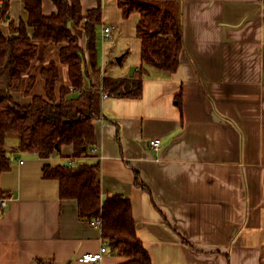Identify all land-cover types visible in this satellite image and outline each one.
<instances>
[{"label":"crops","instance_id":"crops-1","mask_svg":"<svg viewBox=\"0 0 264 264\" xmlns=\"http://www.w3.org/2000/svg\"><path fill=\"white\" fill-rule=\"evenodd\" d=\"M171 1L183 13L178 71L151 69L139 99L103 97L98 147L82 162H101L104 198L131 200L153 264H264V0ZM9 2L18 25L23 0ZM99 2L98 48L104 28L114 27L109 49L132 71L106 75L107 47L103 61L98 55L103 76L130 79L142 65L140 14L124 19L118 0H82L84 14ZM43 10L49 16L57 9L43 0ZM73 154L64 146L50 159L11 156L1 176L10 197L0 216V264H85L80 257L107 246L101 227L79 218L78 202L61 199L59 182L44 178L45 165L64 164ZM135 171L147 190L135 184ZM126 261L109 250L88 264Z\"/></svg>","mask_w":264,"mask_h":264},{"label":"trees","instance_id":"trees-1","mask_svg":"<svg viewBox=\"0 0 264 264\" xmlns=\"http://www.w3.org/2000/svg\"><path fill=\"white\" fill-rule=\"evenodd\" d=\"M51 1L57 10L47 16L43 0H23L26 17L18 25L10 15L9 0L0 2V216L2 201L10 197L1 187V176L10 171L13 161L6 149L10 138H17L18 153L42 159L60 156L62 147L72 146L74 154L66 159L69 166L47 164L44 178L59 182L61 199L78 202L81 220L101 221L107 249L127 259L122 264H153L137 235L131 200L123 195L104 198L101 162L82 160L90 159L97 150L95 121L102 117L104 94L139 99L151 69L178 71L185 48L181 7L171 0H118L124 19L140 14L136 35L142 41V65L128 79L103 76L99 66L97 28L103 22L102 3L84 14L82 0ZM3 25L8 26L10 36L3 34ZM40 42L61 44L58 62L31 75L24 84L39 56ZM63 67L67 68L66 83H61ZM39 78L44 86L36 94ZM19 94L30 101L21 103ZM176 102L183 111L182 94ZM118 139L120 143L119 132ZM135 184L147 190L138 171Z\"/></svg>","mask_w":264,"mask_h":264},{"label":"rangeland","instance_id":"rangeland-1","mask_svg":"<svg viewBox=\"0 0 264 264\" xmlns=\"http://www.w3.org/2000/svg\"><path fill=\"white\" fill-rule=\"evenodd\" d=\"M52 3L51 0H48ZM23 16L26 17V14L24 12L23 9ZM7 36H10L9 30L7 28ZM98 31V35H99V29H97ZM4 34V33H3ZM5 35V34H4ZM104 38V37H103ZM102 38V41L100 42V46L98 48V55L101 56V59L103 61V57L102 55H104V48L106 49L108 47V49L105 52V61H107L110 57L111 61L108 60V64L107 66L103 69L104 73H106V75L111 76V75H115V76H131L132 71L129 70V61L125 62L123 65L119 64L117 61V57L114 56L113 50H110L109 48L111 47V42L114 40L113 38ZM83 43V42H82ZM40 51H39V56L36 58V61L33 63L31 70L29 71V73L25 76L24 78V84H27L29 82V78L31 77V75H39V72L43 69L48 67L53 61L58 62L59 59V51L61 49V44H55V43H43L40 42ZM107 53V56H106ZM120 57V56H119ZM62 67V65H61ZM154 70V69H152ZM67 71L66 67H63V80L61 81V83H66V78H65V73ZM154 71H158V70H154ZM160 72V71H159ZM161 73H165V72H161ZM166 74V73H165ZM43 86H44V82L41 78L38 79L36 88L34 90V92L36 94H39L42 92L43 90ZM17 138H10L7 144V151L9 154L16 156L17 154H21L18 153L16 148L18 146V140H16Z\"/></svg>","mask_w":264,"mask_h":264},{"label":"built area","instance_id":"built-area-1","mask_svg":"<svg viewBox=\"0 0 264 264\" xmlns=\"http://www.w3.org/2000/svg\"><path fill=\"white\" fill-rule=\"evenodd\" d=\"M1 1L2 0H0V2ZM113 29H114V27H106V28H104L103 37L104 38H113V33H112ZM103 97L106 98L107 94H104ZM150 145L153 147V149L155 151H160V149H161V144H160V142L158 140H152L150 142ZM2 205L4 207L6 205V202H4ZM92 225L100 227L101 226V221H99V220L98 221H94V222H92ZM107 252H108L107 247H102L101 252L85 254L82 257H80L79 260L82 263H85V264H88V263H99L103 259V256Z\"/></svg>","mask_w":264,"mask_h":264},{"label":"water","instance_id":"water-1","mask_svg":"<svg viewBox=\"0 0 264 264\" xmlns=\"http://www.w3.org/2000/svg\"><path fill=\"white\" fill-rule=\"evenodd\" d=\"M9 16H10V15H9ZM9 16H8V17H9ZM123 58H124L123 56L120 57V58H118V59H117L118 63H121L122 60H123ZM65 165H66V166H69V163H68V162H65Z\"/></svg>","mask_w":264,"mask_h":264},{"label":"bare ground","instance_id":"bare-ground-1","mask_svg":"<svg viewBox=\"0 0 264 264\" xmlns=\"http://www.w3.org/2000/svg\"><path fill=\"white\" fill-rule=\"evenodd\" d=\"M4 202H6V204H7V202H8V198L7 199H4L3 201H2V204L4 203ZM3 206V205H2ZM5 207V206H4ZM92 224V223H91ZM101 227V226H100ZM102 250V249H101ZM101 252V251H100Z\"/></svg>","mask_w":264,"mask_h":264}]
</instances>
